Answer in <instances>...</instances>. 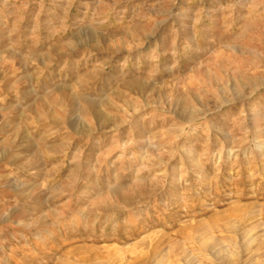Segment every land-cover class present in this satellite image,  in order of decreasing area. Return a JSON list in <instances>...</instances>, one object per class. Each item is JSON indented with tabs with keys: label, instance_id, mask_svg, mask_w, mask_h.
Masks as SVG:
<instances>
[{
	"label": "rangeland",
	"instance_id": "374dc122",
	"mask_svg": "<svg viewBox=\"0 0 264 264\" xmlns=\"http://www.w3.org/2000/svg\"><path fill=\"white\" fill-rule=\"evenodd\" d=\"M0 264H264V0H0Z\"/></svg>",
	"mask_w": 264,
	"mask_h": 264
}]
</instances>
